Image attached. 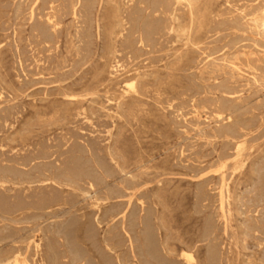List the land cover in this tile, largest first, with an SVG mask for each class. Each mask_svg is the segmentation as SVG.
Segmentation results:
<instances>
[{
  "label": "rangeland",
  "instance_id": "1",
  "mask_svg": "<svg viewBox=\"0 0 264 264\" xmlns=\"http://www.w3.org/2000/svg\"><path fill=\"white\" fill-rule=\"evenodd\" d=\"M175 1L0 0V264H264V0Z\"/></svg>",
  "mask_w": 264,
  "mask_h": 264
},
{
  "label": "bare ground",
  "instance_id": "2",
  "mask_svg": "<svg viewBox=\"0 0 264 264\" xmlns=\"http://www.w3.org/2000/svg\"><path fill=\"white\" fill-rule=\"evenodd\" d=\"M158 1H159V0H158ZM179 1H180V0H179ZM183 1H184V0H183ZM49 2H51V1H49ZM152 2H153V1H152ZM165 2H166V1H165ZM169 2H170V1H169ZM176 2H177V0H176L174 3H176ZM181 2H182V1H181ZM52 3H53V2H52ZM157 3H158V2H157ZM157 3H155V6H156ZM159 4H160V2H159ZM166 5H167V4H166ZM169 5H170V4H169ZM172 5H173V4H172ZM180 5H181V4H180ZM188 5H189V4H188ZM92 6H93V5H92ZM158 6H159V5H158ZM158 6H157V7H158ZM160 6H161V4H160ZM174 6H175V4H174ZM174 6H173V7H174ZM157 7H154V6H153V8H157ZM159 8H160V7H159ZM169 8H170V7H169ZM171 8H172V6H171ZM175 8H176V7H175ZM163 9L165 10V8H163ZM173 9H174V8H172V11H173ZM75 10H76V9H75ZM154 10H155V9H154ZM159 10H160V9H159ZM165 11H166V10H165ZM168 11H169V9H168ZM170 11H171V10H170ZM76 12H77V11H76ZM164 13H165V12H164ZM169 13H170V12H169ZM190 13H191V12H190ZM190 13H189V14H190ZM167 14H168V13H167ZM168 15H169V14H168ZM138 17H139V16H138ZM176 18H177V17H176ZM133 19H134V18H133ZM140 20H141V19H140ZM144 20H145V19H144ZM144 20H143V21H144ZM141 21H142V20H141ZM171 21H172V20H171ZM152 22H153V21H152ZM191 22H192V21H191ZM137 23H138V21H137ZM137 23H136V24H137ZM144 23H145V22H144ZM146 23H147V22H146ZM153 23H154V22H153ZM139 24H140V25H143V24H141V23H139ZM147 24H149V23H147ZM155 24H156V23H154V25H155ZM166 24H167V23H166ZM166 24H164V25H166ZM190 24H191V23H190ZM140 25H139V26H140ZM152 25H153V24H152ZM157 25H158V24H157ZM145 26H146V25H145ZM159 26H160V25H159ZM166 26H167V25H166ZM172 26H173V24H172ZM53 27H54V26H53ZM148 27H149V26H148ZM164 27H165V26H164ZM139 28H141V27H139ZM143 28H145V27H143ZM152 28H154V26H152ZM160 28H161V27H160ZM170 28H172V27H170ZM148 29H149V28H148ZM250 29H251V28H250ZM150 30H152V29H150ZM170 30H171V29H170ZM136 31H137V29H136ZM139 31H140V30H139ZM143 31H145V30H143ZM250 32H251V31H250ZM140 33H141V32H140ZM142 33H143V32H142ZM148 35H149V34H148ZM142 36H143V34H142ZM251 43H252V42H251ZM140 44H141V43H140ZM261 50H263V49H261ZM238 52H239V51H238ZM260 55H261V54H260ZM176 61H177V60H176ZM193 61H194V60H193ZM227 66H228V65H227ZM229 66H230V65H229ZM233 69H234V68H233ZM235 71H236V70H235ZM136 72H137V71H136ZM133 82H134V81H133ZM126 85H128V84H126ZM133 88H134V87H133ZM124 91H125V90H124ZM67 96H68V95H67ZM0 98H1V97H0ZM228 108H229V107H228ZM226 109H227V108H226ZM226 109H225V110H226ZM194 110H195V109H194ZM225 110H224V111H225ZM226 111H227V110H226ZM228 111H229V110H228ZM225 113H226V112H225ZM207 116H208V115H207ZM223 116H224L223 114H220V115H219V117H222V118H223ZM220 119H221V118H220ZM226 119H227V118H226ZM230 121H231V120H230ZM90 122H91V121H90ZM228 124H229V123H228ZM11 125H12V124H11ZM230 125H231V124H230ZM224 126H225V125H224ZM237 126H238V124H237ZM231 128H232V127H231ZM231 128H230V129H231ZM225 129H226V128H225ZM226 130H227V129H226ZM237 130H238V129H237ZM234 131H235V130H234ZM240 131H241V130H240ZM227 132H228V130H227ZM227 132H226V133H227ZM232 133H233V132H232ZM242 133H244V132H242ZM230 134H231V133H230ZM233 134H234V133H233ZM244 142H245V141H244ZM238 144H239V143H238ZM235 145H236V143H235ZM241 145H242V144L240 143L239 146H241ZM26 146H27V145H26ZM239 146H238V147H239ZM22 148H23V147H22ZM234 148H236V147H234ZM240 148H241V147H240ZM240 148H239V149H240ZM236 149H237V148H236ZM239 149H238V150H239ZM236 151H237V150H236ZM89 153H90V152H89ZM237 153H238V152H237ZM235 154H236V153H235ZM74 156H75V155H74ZM75 157H76V156H75ZM235 157H237V156L235 155ZM44 158H45V157H44ZM70 158H71V157H70ZM238 158H239V156H238ZM71 159H73V158H71ZM76 159H77V158H76ZM76 159H75V161H77ZM32 160H33V159H32ZM73 161H74V160H73ZM71 162H72V161H71ZM74 163H75V162H74ZM74 163H73V164H74ZM77 163H78V161H77ZM226 163H227V162H226ZM226 163H223V164L226 165ZM78 164H79V163H78ZM71 165H72V164H71ZM104 165H105V164H104ZM121 165H122V164H121ZM66 166H67V165H66ZM77 166H79V165H77ZM2 167H3V166H2ZM4 167H5V166H4ZM99 167H100V165H99ZM104 167H105V166H104ZM222 167H223V166H222ZM222 167H221V168H222ZM61 168H62V167H61ZM61 168H60V169H61ZM65 168H68V167H65ZM72 168H74V167H72ZM76 168H77V167H76ZM76 168H75V169H76ZM3 169H4V168H3ZM9 169H10V168H9ZM53 169H54V168H53ZM80 169H81V168H80ZM102 169H104V168H102ZM1 170H2V169H1ZM4 170H5V169H4ZM44 170H46V169H44ZM67 170H68V169H67ZM73 170H74V169H73ZM78 170H79V168H78ZM106 170L108 171V169H106ZM8 171H9V170H8ZM50 171H51V170H50ZM54 171H55V170H54ZM60 171H62V170H60ZM63 171H64V170H63ZM75 171H76V170H75ZM104 171H105V170H104ZM109 171H110V170H109ZM1 172H2V171H1ZM10 172H11V171H10ZM38 172H39V171H38ZM43 172H44V171H43ZM69 172H70V170H69ZM77 172H78V171H77ZM6 173H7V172H5V174H6ZM39 173H40V172H39ZM58 173H59V172H58ZM79 173H80V172H79ZM85 173H87V172H85ZM104 173H105V172H104ZM0 174H1V173H0ZM11 174H13V173L11 172ZM76 174H78V173H76ZM87 174H88V173H87ZM109 174H110V172H109ZM109 174H108V175H109ZM2 175H4V173H2ZM2 175H1V176H2ZM37 175H38V174H37ZM54 175H55V174H54ZM66 175H68V174L66 173ZM70 175H71V174H70ZM78 175H79V174H78ZM80 175H81V174H80ZM80 175H79V176H80ZM105 175H106V174H105ZM224 175H226V174H224ZM5 176H6V175H5ZM9 176H10V175H9ZM12 176H13V175H12ZM40 176H41V175H40ZM56 176H57V175H56ZM62 176H63V174H62ZM62 176H61V177H62ZM74 176H75V175H74ZM79 176H78V177H79ZM86 176H87V175H86ZM227 176H228V175H227ZM3 177H4V176H3ZM36 177H37V176H36ZM59 177H60V176H59ZM61 177H60V178H61ZM65 177H66V176H65ZM67 177H68V176H67ZM106 177H107V176H106ZM220 177H221V176H220ZM8 178L10 179V177H8ZM70 178H71V177H70ZM74 178H76V177H74ZM89 178H90V177H89ZM1 179H4V178L1 177ZM62 179H63V178H62ZM71 179H72V178H71ZM92 179H93V178H92ZM92 179H91V180H92ZM223 179H225V178L223 177ZM63 180H65V179H63ZM72 180H73V179H72ZM9 181H10V180H9ZM74 181H75V179H74ZM74 181H73V182H74ZM76 181L78 182V180H76ZM87 181H88V180H87ZM57 182H58V181H57ZM93 182H95V181H93ZM263 182H264V181H263ZM19 183L21 184V182H19ZM61 183H62V182H61ZM68 183H69V182H68ZM78 183L80 184V182H78ZM22 184H23V183H22ZM22 184H21V185H22ZM42 184H43V183H42ZM42 184H41V185H42ZM51 184H52V183H51ZM53 184H54V183H53ZM0 185H1V184H0ZM63 185H64V184H63ZM261 185H262V184H261ZM56 186H57V185H56ZM80 186H81V185H80ZM27 187H28V186H27ZM42 187H44V186H42ZM54 187H55V185H54ZM227 187H228V186H227ZM16 188H17V187H16ZM203 188H204V187H203ZM224 188H225V187H224ZM224 188L222 187V189H224ZM263 188H264V186H263ZM53 189H54V188H53ZM91 189H92V188H91ZM106 189H107V188H106ZM2 190H3V187H2ZM4 190H5V189H4ZM18 190H19V189H18ZM45 190H46V188H45ZM108 190H109V189H108ZM202 190H203V189H202ZM256 190H257V189H256ZM25 191H26V190H25ZM43 191H44V189H43ZM46 191H47V190H46ZM50 191H51V190H50ZM110 191H111V190H110ZM221 191H222V190H221ZM223 191H224V190H223ZM225 191H226V190H225ZM258 191H259V190H258ZM48 192H49V191H47V193H48ZM92 192H93V191H92ZM260 192H261V191H260ZM262 192H264V191L262 190ZM26 193H27V191H26ZM45 193H46V192H45ZM73 193H74V192H73ZM198 193H199V192H198ZM200 193L202 194V192H200ZM49 194H50V193H49ZM57 194H58V193H57ZM66 194H67V193H66ZM201 194H200V195H201ZM219 194H220V192H219ZM219 194H217V195H219ZM254 194H255V193H254ZM262 194H263V193H262ZM37 195L39 196V194H37ZM37 195H36V196H37ZM45 195H46V194H45ZM45 195L43 194V196H45ZM55 195H56V194H55ZM55 195H51V196H48V197H44V198H41V199H39V200L37 199L38 201L35 200V201L31 202V203H32V204H36V203H38V204L42 205L43 207H44V206H47L46 204H49V207H50V206H52V205H50V204H53V203H55V202H57V201L59 200V199L57 198V196H55ZM202 195H203V194H202ZM221 195H222V194H221ZM227 195H228V193H227ZM259 195H260V194H259ZM259 195H258V197H259ZM112 196H113V195H111V197H112ZM198 196H199V195H198ZM206 196H207V195H206ZM206 196H205V197H206ZM255 196H256V195H255ZM18 197H19V196H18ZM39 197H40V196H39ZM59 197H60V196H59ZM199 197H200V196H199ZM5 198H6V197H5ZM19 198H20V197H19ZM22 198H23V197H22ZM33 198H34V197H33ZM207 198H208V197H207ZM34 199H35V198H34ZM61 199H62V198H61ZM256 199H257V198H256ZM2 200H3V199H2ZM24 200H25V199H24ZM29 200H30V199H29ZM205 200H206V199H205ZM250 200H251V199H250ZM252 200H253V199H252ZM261 200H264V199L261 198ZM261 200H260V201H261ZM31 201H32V200H31ZM201 201H203V200H201ZM224 201H225V200H224ZM8 202H9V201H6V202L3 201V202H2V205H4L3 207H6L7 204H9ZM15 202H16V201H15ZM19 202H20V200H19ZM21 202H22V201H21ZM21 202H20V203H21ZM29 202H30V201H28V203H29ZM59 202H60V201H59ZM226 202H227V201H226ZM253 202H254V201H253ZM13 203H14V202H13ZM141 203H142V202H141ZM144 203H145V202H144ZM259 203H260V202H259ZM259 203H258V204H259ZM262 203H263V202H262ZM14 204H15V203H14ZM17 204H18V201H17ZM222 204H223V203H222ZM254 204L256 205L255 202H254ZM263 204H264V203H263ZM15 205H16V204H15ZM260 205H261V204H260ZM8 206H9V207H12L10 204H9ZM16 206H17V205H16ZM26 206H27V205H26ZM96 206H97V205H96ZM141 206H142V205H141ZM226 206H227V205H226ZM257 206H258V205H257ZM23 207H24V206H23ZM154 207H155V206H154ZM227 207H228V206H227ZM254 207H256V206H254ZM12 208H13V207H12ZM15 208H16V207H15ZM45 208H46V207H45ZM1 209H2V208H1ZM16 209H17V208H16ZM20 209H21V207H20ZM140 209H141V208H140ZM145 209H146V208H145ZM226 209H227V208H226ZM256 209H257V208H256ZM13 210H14V209H13ZM143 210H144V209H143ZM152 210H153V209H152ZM260 210H261V209H260ZM7 211H8V210H7ZM107 211H108V210H107ZM109 211H110V210H109ZM124 211H125V210H124ZM144 211H145V210H144ZM220 211H221V209H220ZM224 211H225V210H224ZM112 212L115 213V211H112ZM118 212H119V211H118ZM125 212H126V211H125ZM141 212H142V211H141ZM155 212H156V211H155ZM101 213H102V212H101L100 209L97 210V211H95V212H93V214L90 213V215H89L90 218H89V219H86V218H84V215H81V216H79V217L81 218V222H80L78 219H77V220L75 219V220H72V223H70V224H71V226H82L81 228H82V229L85 228L84 230L86 231L87 236H90V237L93 238V237L95 236V232H94V228H93V226H104L103 224L108 222V221L106 222V221L104 220V218H103V216H102ZM104 213H105V212H104ZM104 213H103V214H104ZM107 213H109V212H107ZM152 213H153V211H152ZM152 213H151V214H152ZM221 213H222V212H221ZM221 213H220V214H221ZM226 213H227V211H226ZM109 214H111V213H109ZM117 214H119V213H117ZM122 214H123V211H122ZM126 214H127V213H126ZM126 214H123V215L126 216ZM153 214H156V213H153ZM104 215H106V214H104ZM120 215H121V214H120ZM141 215H142V214H141ZM226 215H227V214H226ZM118 216H119V215H118ZM147 216H148V215L146 214L145 217L147 218ZM120 217H121V216H120ZM120 217H119V220H120ZM122 217H123V216H122ZM142 217H144V216H142ZM154 217H155V216H154ZM116 218H117V217H116ZM124 218H125V217H124ZM126 218H127V217H126ZM146 218H145V219H146ZM148 218H152V216H150V217L148 216ZM257 218H258V217H257ZM114 219H115V218H114ZM114 219H113V221H114ZM117 219H118V218H117ZM117 219H115V220H117ZM121 219H122V218H121ZM140 219H141V218H140ZM143 219H144V218H143ZM208 219H209V218H208ZM227 219H228V218H227ZM254 219H255V218H254ZM119 220H118V221H119ZM148 220H149V219H148ZM155 220H156V219H155ZM160 220H161V219H160ZM210 220H211V219H210ZM255 220H256V219H255ZM109 221H110V220H109ZM120 221H121V220H120ZM213 221H214V220H213ZM215 221H216V220H215ZM116 222H117V221H116ZM125 222H126V221H125ZM141 222H144V221H141ZM146 222H147V221H146ZM209 222H212V221H209ZM225 222H226V221H225ZM225 222H224V223H225ZM118 223H119V222H118ZM207 223H208V222H207ZM213 223H214V222H213ZM146 224L148 225V223H146ZM152 224H153V223H152ZM152 224H151V226H152ZM161 224H162V223H161ZM205 224H206V223H205ZM255 224H256V223H255ZM147 225H146V226H147ZM214 225H215V223H214ZM214 225H213V226H214ZM253 225H254V224H253ZM257 225H258V224H257ZM148 226H149V225H148ZM205 226H206V225H205ZM227 226H228V225H227ZM123 227H124V226H123ZM155 227H156V226H155ZM206 227H207V226H206ZM248 227H250V226H248ZM252 227H253V226H252ZM259 227H261V226H259ZM262 227H263V226H262ZM125 228H126V227H125ZM125 228H123V229H125ZM153 228H154V227H153ZM153 228H151V229H153ZM213 228H214V227H213ZM213 228H212V229H213ZM215 228H217V227H215ZM255 228H257L256 225H255ZM209 229H211V227H210ZM209 229H208V230H209ZM212 229H211V231H212ZM123 231H124V230H123ZM149 231H151V230H149ZM155 231H156V230H155ZM206 231H207V230H206ZM227 231H228V230H227ZM263 231H264V229H263ZM124 232H125V231H124ZM126 232H127V230H126ZM212 232H213V231H212ZM212 232H211V233H212ZM128 233H129V232H128ZM153 233H154V230H153V232H152L151 235H154ZM228 233H229V231L227 232V234H228ZM256 233H257V232H256ZM261 233H262V230H261ZM206 234H209V233L207 232ZM206 234H205V235H206ZM212 234H213V233H212ZM59 235H60V234H59ZM151 235H150V236H151ZM155 235H156V233H155ZM130 236H131V235H129V237H130ZM146 236H147V234H146ZM257 236H258V235H257ZM261 236H263V235H261ZM126 237L128 238V236H126ZM148 237H149V236H147V238H148ZM151 237H154V236H151ZM151 237H150V239L152 240ZM108 238H109V237H108ZM131 238H132V237H131ZM147 238H146V240H147ZM154 238H157V236L154 237ZM166 238H167V237H166ZM166 238H165V239H166ZM206 238H207V237H206ZM258 238H259V237H258ZM148 239H149V238H148ZM157 239H158V238H157ZM179 239H180V238H179ZM121 241H122V240H121ZM148 241H149V240H148ZM157 241H158V240H157ZM103 242H104V240H103ZM160 242H161V241H160ZM259 242H260V241H259ZM120 243H121V242H120ZM129 243H131V241H130ZM132 243H133V242H132ZM156 243H158V242H156ZM166 243H167V242H166ZM243 243H244V242H243ZM262 243H264V242H262ZM143 244H144V243H143ZM149 244H150V243H149ZM160 244H161V243H160ZM164 244H165V243H164ZM177 244H178V243H177ZM129 245H130V244H129ZM133 245H134V244H133ZM152 245H154V243H152ZM179 245H180V244H179ZM145 246H146V245H145ZM155 246H156L155 248H157L158 245H155ZM173 246H174V245H173ZM181 246H182V245H181ZM216 246L218 247V245H216ZM260 246H262V245H260ZM103 247H105V249H106L107 251H108V250H109V251H112V250H113L108 240H106V241L103 243ZM133 247H134V246H133ZM150 247H151V244H150ZM153 247H154V246H153ZM183 247H184V246H183ZM217 247H216V248H217ZM37 248H39L38 245H37ZM131 248H132V247H131ZM148 248H149V247H148ZM186 248H187V247H186ZM193 248H195V247H193ZM193 248H192V249H193ZM211 249H212V248H211ZM213 249H214V247H213ZM133 250H135V249H133ZM147 250H148V249H147ZM155 250H157V249H155ZM186 250H187V249H186ZM263 250H264V249H263ZM38 251H39V250H38ZM153 251H154V250H152L151 252L153 253ZM158 251H159V250H158ZM211 251H212V250H211ZM214 251H217V250H216V249L213 250V252H212L213 254L216 253V252L214 253ZM261 251H262V250H261ZM18 252H19V251H18ZM133 252H134V251H133ZM218 252H219V251H218ZM262 252H263V251H262ZM37 253H38V252H37ZM159 253H160V252H159ZM168 253H170V252H168ZM134 254H135V253H134ZM153 254H154V253H153ZM155 254H157V252H155ZM173 254H174V253H173ZM175 254H176V253H175ZM210 254H211V253H210ZM15 255H16V254H15ZM182 255H183V259H184L188 264H189V263L191 262V260L193 259V258H192V255H190V254H189L188 252H186V251H184ZM215 255H216V254H215ZM215 255H214V256H215ZM39 256H40V255H39ZM155 256H156V255H155ZM155 256H154V257H155ZM160 256H162V255H160ZM218 256H219V255H218ZM19 257H20V256H19ZM135 257H136V256H135ZM151 257H152V254H151ZM154 257H152V259H153ZM164 257H165V256H164ZM164 257H162V258H164ZM167 257H168V256H167ZM155 258H156V257H155ZM159 258H160V257H159ZM162 258H161V260H162ZM213 258H214V257H213ZM216 258H217V256H216ZM216 258H215V259H216ZM218 258H219V257H218ZM218 258H217V260H218ZM40 259H41V257H40ZM105 259H106V258H105ZM156 259H157V258H156ZM165 259H166V258H165ZM167 259H169V258H167ZM171 259H172V257H171ZM259 259H260V258H259ZM259 259H258V260H259ZM26 260H27V259H26ZM103 260H104V257H103ZM193 260H194V259H193ZM213 260H214V259H213ZM73 261H74L76 264H86V262H85L83 259H82V260H80V259H75V260H73ZM107 261H109V260H107ZM159 261H160V259H158V261H155V262H159ZM166 261H167V260H166ZM166 261L163 260V262H165V263H166ZM169 261H172V262H173V260H169ZM185 261H184V262H185ZM250 261H251V260H250ZM27 262H28V261H27ZM102 262H103V261H102ZM117 262H118V260H117ZM163 262H162V263H163ZM167 262H168V261H167ZM216 262H217V261H216ZM107 263H108V262H107ZM153 263H154V262H153ZM168 263H169V262H168ZM168 263H167V264H168ZM187 263H186V264H187ZM10 264H22V263L19 261V259H14L13 261H11ZM28 264H29V262H28ZM43 264H44V263H43ZM151 264H152V263H151ZM158 264H159V263H158ZM172 264H173V263H172ZM174 264H176V263L174 262ZM177 264H178V263H177ZM179 264H180V263H179ZM190 264H191V263H190ZM253 264H254V263H253ZM255 264H257V263H255Z\"/></svg>",
  "mask_w": 264,
  "mask_h": 264
}]
</instances>
